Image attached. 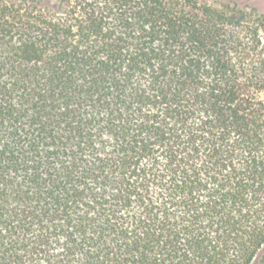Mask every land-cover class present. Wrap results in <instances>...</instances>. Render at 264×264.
Segmentation results:
<instances>
[{"label": "trees", "instance_id": "16d2710c", "mask_svg": "<svg viewBox=\"0 0 264 264\" xmlns=\"http://www.w3.org/2000/svg\"><path fill=\"white\" fill-rule=\"evenodd\" d=\"M0 264H264V14L0 0Z\"/></svg>", "mask_w": 264, "mask_h": 264}, {"label": "rangeland", "instance_id": "374dc122", "mask_svg": "<svg viewBox=\"0 0 264 264\" xmlns=\"http://www.w3.org/2000/svg\"><path fill=\"white\" fill-rule=\"evenodd\" d=\"M212 1H228V0H212ZM238 2L241 6L256 7L260 13L264 14V0H233Z\"/></svg>", "mask_w": 264, "mask_h": 264}]
</instances>
